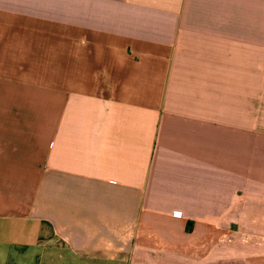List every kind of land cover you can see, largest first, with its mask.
I'll return each instance as SVG.
<instances>
[{"label":"crops","instance_id":"1","mask_svg":"<svg viewBox=\"0 0 264 264\" xmlns=\"http://www.w3.org/2000/svg\"><path fill=\"white\" fill-rule=\"evenodd\" d=\"M233 260L264 264V0H0V264Z\"/></svg>","mask_w":264,"mask_h":264},{"label":"rangeland","instance_id":"2","mask_svg":"<svg viewBox=\"0 0 264 264\" xmlns=\"http://www.w3.org/2000/svg\"><path fill=\"white\" fill-rule=\"evenodd\" d=\"M219 224H220L219 226L222 229L228 230L233 235V237H231V240L236 243V244H233V247L234 246L238 247L237 244H240V243L243 244V242H247L248 243L247 244L248 249L246 248L247 249V252L250 253V251L252 249H253L252 251H254L255 242L258 239L255 238V237L252 238L250 236L249 237H245V239H243V238H241L239 236H243L244 234L246 236H248V234H246V233H248L247 229L252 228L254 230L255 223H247L249 225V226H247V228L244 225L245 223L242 225V223H239V222L227 223L226 224L227 225L226 227L224 226L225 223H219ZM240 232H241V234H240ZM232 264H240V263H238V261L233 260V263Z\"/></svg>","mask_w":264,"mask_h":264},{"label":"built area","instance_id":"3","mask_svg":"<svg viewBox=\"0 0 264 264\" xmlns=\"http://www.w3.org/2000/svg\"><path fill=\"white\" fill-rule=\"evenodd\" d=\"M176 215H179V213H177Z\"/></svg>","mask_w":264,"mask_h":264}]
</instances>
